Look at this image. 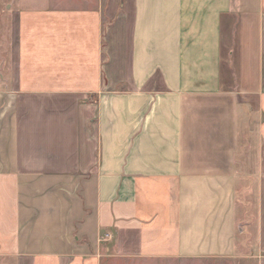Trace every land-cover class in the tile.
<instances>
[{"label":"crops","instance_id":"crops-1","mask_svg":"<svg viewBox=\"0 0 264 264\" xmlns=\"http://www.w3.org/2000/svg\"><path fill=\"white\" fill-rule=\"evenodd\" d=\"M176 259L264 264V0H0V264Z\"/></svg>","mask_w":264,"mask_h":264},{"label":"rangeland","instance_id":"rangeland-1","mask_svg":"<svg viewBox=\"0 0 264 264\" xmlns=\"http://www.w3.org/2000/svg\"><path fill=\"white\" fill-rule=\"evenodd\" d=\"M250 138L247 137H241L240 138V143L242 147L247 146V144L250 142ZM251 142H253L251 140ZM254 143V142H253ZM250 153H248V157L249 159L251 157H253L254 153L253 150L249 151ZM246 156V155H245ZM245 159V157H244ZM131 263V262H130ZM129 263V264H130ZM139 264H254L252 260L249 259H239V260H232V259H217V260H181V259H176V260H155L154 262H143V263H139Z\"/></svg>","mask_w":264,"mask_h":264}]
</instances>
